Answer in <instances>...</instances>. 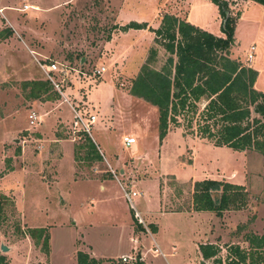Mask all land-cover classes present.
<instances>
[{"label": "rangeland", "instance_id": "obj_1", "mask_svg": "<svg viewBox=\"0 0 264 264\" xmlns=\"http://www.w3.org/2000/svg\"><path fill=\"white\" fill-rule=\"evenodd\" d=\"M0 1L8 9L3 15L15 39L18 34L30 49L39 45L49 60L85 73L72 74L61 88L71 106L95 117L90 137L72 141V113L53 88L45 107H37L40 101L27 97L29 87L0 83V246L7 249L0 256L5 264H75L76 252L86 253L87 245L97 257L125 252L132 258L141 250L145 264H227L229 246L246 249V236H264V157L253 150L213 147L199 138L204 101L193 113L177 115V127H169L180 132L159 141L156 108L128 93L149 50L156 52L149 65L155 70L168 56L164 43L150 31L159 28L163 16L222 37L215 5L208 0H77L55 18L58 7L52 6L62 0ZM23 5L30 7L18 11ZM226 8L234 22L227 57L253 68V88L264 94V6L227 0ZM128 21L151 23L147 31L154 38L131 33L109 43L127 31L120 28ZM18 41L9 49L20 48ZM21 63L33 77L43 78L32 59L21 55ZM100 66L105 69L100 78L87 77ZM28 110L39 116L35 126L27 123ZM125 136L134 139L132 148H123ZM89 142L99 160L90 155ZM206 179L241 186L243 207L220 216L192 215L193 183ZM124 192L142 197L131 198V206ZM142 203L155 214L145 216ZM134 213L153 242L147 235L136 246L128 243L131 226L140 225ZM38 228L47 235L44 247L27 234ZM200 244L216 246V256L202 260Z\"/></svg>", "mask_w": 264, "mask_h": 264}, {"label": "trees", "instance_id": "obj_2", "mask_svg": "<svg viewBox=\"0 0 264 264\" xmlns=\"http://www.w3.org/2000/svg\"><path fill=\"white\" fill-rule=\"evenodd\" d=\"M208 1L218 8L222 37H214L184 21L164 15L159 28L150 31L164 43L168 56L161 68L155 70L149 65L154 62L156 52L149 50L131 81L128 93L156 108L159 141L166 135L169 124L177 127V115L195 111L197 103L204 101L199 114L202 123L196 128L199 138L207 140L213 147H226L234 152L253 150L264 157V94L253 88L257 73L227 57L234 29L226 6H221L227 0ZM249 1L264 6V0ZM128 29H146V24L129 22L120 28L121 31ZM20 83L22 89L29 87L26 93L29 100L48 101L46 96L52 87L47 81ZM88 151L93 159H100L91 142L88 143ZM245 196L241 186L210 179L197 181L193 183L192 210L220 216L225 210L243 207ZM136 227L142 230L139 224ZM27 234L31 239L41 240L45 246L47 235L43 229H29ZM245 241L246 249L236 245L228 247L227 264H264V236L248 235ZM217 251V247L211 244L198 246L202 260L213 259ZM215 262L219 264V260ZM0 264H5L2 256ZM75 264L143 262L138 254L123 263L120 258L94 259L78 251Z\"/></svg>", "mask_w": 264, "mask_h": 264}, {"label": "crops", "instance_id": "obj_3", "mask_svg": "<svg viewBox=\"0 0 264 264\" xmlns=\"http://www.w3.org/2000/svg\"><path fill=\"white\" fill-rule=\"evenodd\" d=\"M73 3H77V0H62V1L58 2L57 4L53 5L52 7H55V6L58 7L57 13L55 14V18L56 17L60 18V15H61L60 11H61L62 7L66 8L67 5L73 4ZM25 6L30 7L29 5H25ZM32 8L35 9L36 7H32ZM0 10H1V15L4 17V19H3L1 17V15H0V19L5 20V26L7 27V28L4 29L3 26H1L3 23L0 20V48H2V61H0L2 74L0 75V83L4 84V83H7L8 81L24 82V81H40V80H42L43 78H35V77L32 76L31 72H28V70H25V69L22 68L23 66H22V63H21V55H23L28 60L32 59L33 61H34L33 57L35 58L36 56H40L42 58H46L45 56H43V53H42L43 49L40 48L39 45L38 46L34 45L32 47V49H30V47H28V45L20 38V36L18 34H17V37L15 39L14 34L11 33V30H13V28L8 24V22H7L8 20H6L7 16L3 15V11H6L8 9L6 7H2V5H0ZM20 12H22V11H20ZM20 22H17V23L19 24ZM17 23H16V25H17V27H19ZM135 23H138V24L139 23H144V24L147 23L146 24V29H140V30L128 29L126 32L118 34L119 36L117 37V39H115V40L110 39L109 43L115 44L116 40L118 42V41H120L119 39L121 37H125V36H127V34H131V33H133V35H135L136 37L145 35L149 40H152L154 38L152 33L147 31V28L150 26L151 23H149V22H135ZM190 25H192V24L190 23ZM194 27H196V26L194 25ZM1 29H4L3 32H1ZM198 29L208 33L203 28L201 29V28L198 27ZM212 36H214V35H212ZM214 37H217V36H214ZM44 38L45 37L43 36V39ZM17 39L20 40V41H18V43L20 44L21 47L15 49V50L9 49V46H11L10 43H13V41L17 40ZM129 47L131 48V45H129ZM251 69H253V68H251ZM15 76H17V77H15ZM254 84H255V81H254ZM253 87H254V85H253ZM47 103H48L47 101L39 102L37 104L39 106H37V107H45V104H47ZM6 109L7 108H5V110H3L4 113H6L8 111ZM29 111H31V110H28V112ZM176 130L178 132H180L178 128L171 129L168 126V130L166 132V135L164 136V139L170 132H174ZM38 148H40V146ZM6 175H4L3 178L6 177ZM141 197L142 196H140L139 193H137V196H135L134 198H141ZM146 203L148 204V202H146ZM141 205H142L141 207L144 210V215L145 216H149V215L153 216L155 214L154 212L150 211V209H148V207L145 210L144 209V206H145L144 203H142ZM191 212H192L191 213L192 215H197V216H201L203 214L211 213V212H208V211H198V212H196V211H193V210ZM177 214H179V213H177ZM139 219H140V217H139ZM137 223H138V221H137ZM136 226H138V225H136ZM136 226H134V227L131 226V232L128 234L129 235L128 236V243H131V244H133L135 246L139 244V241H145L147 235L151 239L149 230H148V228L145 225H143L142 221L140 223V226H141L143 231L141 229H139L138 227H136ZM151 241H152V239H151ZM87 246L89 248L88 249L86 248L87 249L86 253H88L89 255H91L92 257H94L96 259L97 258H100V259H118V258H120L122 256H125V254H126L125 252H118V253H116V254H114L112 256H109V257L108 256H99V257H97L96 254H95V251L92 250L91 246H89V245H87ZM154 246H156V245L154 244ZM140 247H142V245H140ZM137 254L140 256V260L143 261V263L145 264V260H144L145 253L143 251H141V250H137Z\"/></svg>", "mask_w": 264, "mask_h": 264}, {"label": "built area", "instance_id": "obj_4", "mask_svg": "<svg viewBox=\"0 0 264 264\" xmlns=\"http://www.w3.org/2000/svg\"><path fill=\"white\" fill-rule=\"evenodd\" d=\"M28 6L23 5L21 9L18 11H24L27 9ZM1 15V10H0ZM1 17L4 19V17L1 15ZM252 51L253 47L250 46L247 54H246V60L250 61L252 58ZM34 62L36 63L39 71L43 75V80L47 81L51 87L58 93L59 97L61 98L62 102L67 104L69 107L71 113H72V121H71V135H72V141L79 140L81 136H87L90 137V128L95 122V117L93 115H84L81 114L78 110H76L73 106H71L70 102L67 100V98L63 94V88H61L62 85H66L69 83V78L72 74H76L79 76L85 75L84 72L81 70H77L70 66L68 63H60L58 61H52L47 58H41L40 60L34 58ZM105 69L104 67L100 66L99 68L93 69L91 73L87 77L97 79L100 78L101 75L104 73ZM39 120V116L35 114L34 111H29L27 115V123L29 126H35ZM135 145V141L130 136H125L122 138V146L123 148H132ZM113 175V172H112ZM124 198L131 203V198H134L136 196L135 192L130 193H123ZM134 218L137 219L138 223H141V220L139 219V216L137 213H134ZM132 258H128L126 256L120 257L121 262H126L131 260Z\"/></svg>", "mask_w": 264, "mask_h": 264}, {"label": "water", "instance_id": "obj_5", "mask_svg": "<svg viewBox=\"0 0 264 264\" xmlns=\"http://www.w3.org/2000/svg\"><path fill=\"white\" fill-rule=\"evenodd\" d=\"M226 5H227L226 1L222 2V4H221L222 7H224ZM226 15H227V12H226ZM6 250H7L6 247L0 246V251L5 252Z\"/></svg>", "mask_w": 264, "mask_h": 264}]
</instances>
